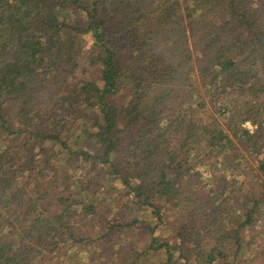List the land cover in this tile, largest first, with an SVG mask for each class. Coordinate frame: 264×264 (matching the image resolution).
<instances>
[{
    "label": "trees",
    "instance_id": "obj_1",
    "mask_svg": "<svg viewBox=\"0 0 264 264\" xmlns=\"http://www.w3.org/2000/svg\"><path fill=\"white\" fill-rule=\"evenodd\" d=\"M111 180L120 210L166 205L187 264L264 225V0H0V264H70L86 220L137 224L101 212Z\"/></svg>",
    "mask_w": 264,
    "mask_h": 264
},
{
    "label": "rangeland",
    "instance_id": "obj_2",
    "mask_svg": "<svg viewBox=\"0 0 264 264\" xmlns=\"http://www.w3.org/2000/svg\"><path fill=\"white\" fill-rule=\"evenodd\" d=\"M93 42L94 39L90 35H86L81 43L84 53L81 57L82 67L77 71L78 78L80 79L98 76L96 68H91L89 65V57L94 49ZM191 100L194 101L193 98ZM217 108V105L209 104L206 113L216 112ZM87 110V112H97L96 108H87ZM217 117L222 118L219 115ZM245 126L251 130L255 128L249 121L245 123ZM9 140L2 137L3 142H8ZM71 144L73 143L71 142ZM205 166V164L202 165L200 169H204ZM210 167L211 165L207 164L206 168L210 169ZM207 173L205 172L204 175ZM79 176L80 174L75 175V178ZM103 192L107 194L101 193L99 197L104 202L103 210L101 211L103 214L112 215L114 212L120 210V206L124 205L125 200H127V197L124 196V189L119 181L111 180ZM160 205H162L164 212V224L160 223L158 225L157 219L151 213V209L132 206L135 210L131 212L132 210L126 211L125 207H122L120 211L125 214L126 218H129V222L135 221L138 223H132L129 227L123 228L124 231L121 235L112 233L103 238V232H106L108 229L107 225L101 224L96 228H92L90 226H93V222L86 220L84 227H79V232L83 233L82 237L84 239L81 242L79 241L80 243L76 246H72L69 243L70 249L67 247V250L71 253L69 256L72 257L70 264H109L112 260L100 258L102 256H109L110 254H115L111 264H187L180 257L182 253L176 250L179 238L174 236V233H176V230H174L176 227L173 225L174 217H171L168 208L162 201ZM262 219L264 221V216ZM150 228H152V231L149 230ZM152 236L159 238L157 245L167 242L169 246L150 251L148 254H142L143 250L149 246ZM228 241L233 242L234 240L228 238ZM242 242L241 246H235L234 244L232 247L229 246L228 251H226L230 254L229 260L225 262L221 260L219 264H264V225L261 222L243 231ZM236 248L237 254H235ZM187 253L188 251L185 253V256ZM237 259H240V261H237Z\"/></svg>",
    "mask_w": 264,
    "mask_h": 264
}]
</instances>
